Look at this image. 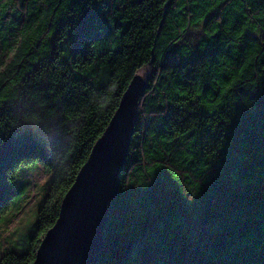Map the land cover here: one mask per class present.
I'll use <instances>...</instances> for the list:
<instances>
[{"label": "trees", "instance_id": "obj_1", "mask_svg": "<svg viewBox=\"0 0 264 264\" xmlns=\"http://www.w3.org/2000/svg\"><path fill=\"white\" fill-rule=\"evenodd\" d=\"M146 66L96 264H264V0H0V224L23 167L50 175L0 264H32Z\"/></svg>", "mask_w": 264, "mask_h": 264}, {"label": "water", "instance_id": "obj_2", "mask_svg": "<svg viewBox=\"0 0 264 264\" xmlns=\"http://www.w3.org/2000/svg\"><path fill=\"white\" fill-rule=\"evenodd\" d=\"M147 80L138 73L133 76L105 131L62 198L58 217L41 239L32 264H96L100 259L108 204L119 189L138 100Z\"/></svg>", "mask_w": 264, "mask_h": 264}, {"label": "rangeland", "instance_id": "obj_3", "mask_svg": "<svg viewBox=\"0 0 264 264\" xmlns=\"http://www.w3.org/2000/svg\"><path fill=\"white\" fill-rule=\"evenodd\" d=\"M186 39L193 41L201 37L199 29H191L185 34ZM145 79H150L152 70L146 66L138 72ZM19 183L24 184L25 193L21 200L11 202L10 211L0 224V241L4 249L14 247L17 251L26 247L28 237L33 234L36 211L47 190L50 175L41 164L23 167L18 172Z\"/></svg>", "mask_w": 264, "mask_h": 264}, {"label": "snow or ice", "instance_id": "obj_4", "mask_svg": "<svg viewBox=\"0 0 264 264\" xmlns=\"http://www.w3.org/2000/svg\"><path fill=\"white\" fill-rule=\"evenodd\" d=\"M241 36H244V33H241ZM7 103L6 100H4L3 95L0 94V108H3V106Z\"/></svg>", "mask_w": 264, "mask_h": 264}]
</instances>
